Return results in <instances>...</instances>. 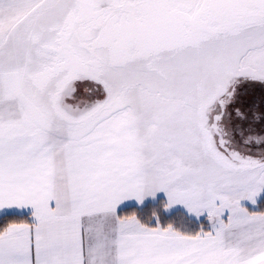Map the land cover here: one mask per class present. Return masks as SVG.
<instances>
[{"label": "snow or ice", "instance_id": "1", "mask_svg": "<svg viewBox=\"0 0 264 264\" xmlns=\"http://www.w3.org/2000/svg\"><path fill=\"white\" fill-rule=\"evenodd\" d=\"M262 205L264 0H0V264H264Z\"/></svg>", "mask_w": 264, "mask_h": 264}, {"label": "trees", "instance_id": "2", "mask_svg": "<svg viewBox=\"0 0 264 264\" xmlns=\"http://www.w3.org/2000/svg\"><path fill=\"white\" fill-rule=\"evenodd\" d=\"M261 207L264 208V205H262ZM4 219H6V218L5 217H0V220H4Z\"/></svg>", "mask_w": 264, "mask_h": 264}, {"label": "crops", "instance_id": "3", "mask_svg": "<svg viewBox=\"0 0 264 264\" xmlns=\"http://www.w3.org/2000/svg\"><path fill=\"white\" fill-rule=\"evenodd\" d=\"M26 214V213H25ZM0 215H2V214H0Z\"/></svg>", "mask_w": 264, "mask_h": 264}]
</instances>
